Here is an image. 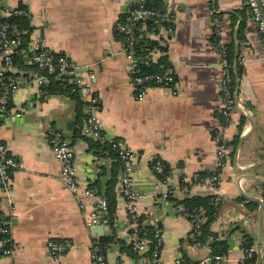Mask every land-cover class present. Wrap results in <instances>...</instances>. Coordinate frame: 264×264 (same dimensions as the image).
Instances as JSON below:
<instances>
[{
    "label": "crops",
    "instance_id": "crops-1",
    "mask_svg": "<svg viewBox=\"0 0 264 264\" xmlns=\"http://www.w3.org/2000/svg\"><path fill=\"white\" fill-rule=\"evenodd\" d=\"M160 1L165 16L156 30L146 29V18L137 20L134 29L137 42L152 39L159 47L140 52L138 57L150 56L155 61L167 55L173 82L147 84L142 99L137 98L139 86L132 82L126 41L115 28L141 0H1L0 10L23 4L34 28L32 50L38 42L63 52L78 68H84L79 71L83 78L93 74L91 90L97 98L103 132L123 139L134 153L137 213L160 230L164 264H176L179 257L196 264L211 253L207 243H193L190 220L164 197L168 187L177 188L173 196L178 199L208 193L223 198L210 225L229 244L228 254L218 264H241L243 233L254 238L251 248L256 264L258 228L260 264H264V40L245 0ZM258 3L264 17V0ZM139 22L143 24L139 26ZM241 24V40L248 44L238 62ZM218 39L227 48L232 45L235 54L231 64L233 108L228 115L223 114L224 72ZM18 76L20 88L10 95V114L0 116V141L22 163L12 174V202L1 208L12 220L14 248L9 256L0 257V264H99L91 256V246L112 232L111 224L101 234L91 230L99 225H86L94 197L65 188L49 130L58 131L71 144L80 191L98 180L93 188L102 195L112 159L97 156L80 134L85 106L78 118L75 99L68 94H51L35 103L36 85L25 73ZM234 136L238 142L233 149L226 143ZM220 141L228 155L222 165L217 158ZM157 160L171 167L165 182L152 166ZM199 171L212 174L192 183ZM213 175L216 180H211ZM181 181L190 183L186 192L179 190ZM115 192V240L105 251L104 264H139V258L126 247L125 200L116 186ZM252 202L255 208L250 207ZM50 239H68L72 246L53 256L47 248Z\"/></svg>",
    "mask_w": 264,
    "mask_h": 264
},
{
    "label": "built area",
    "instance_id": "built-area-1",
    "mask_svg": "<svg viewBox=\"0 0 264 264\" xmlns=\"http://www.w3.org/2000/svg\"><path fill=\"white\" fill-rule=\"evenodd\" d=\"M252 13V20L259 29L261 36L264 40V17L260 11L258 0H245ZM145 0H141V4L126 12L123 19H120L116 24V29L120 32L126 41L125 56L130 62L131 78L132 82L139 86L137 92V98L142 99L147 89V82L153 80L156 84L166 85L173 82V76L167 70L160 74H143L141 73L140 64H148L151 61L150 56H144L143 59H139V54L136 50L137 35L135 34V23L141 18H152L155 24H159L161 19L164 18L165 13L158 9H153L145 5ZM0 15H22L29 16V11L23 7H7L0 10ZM217 31L220 27L217 25ZM16 30H9L6 24L0 22V116L8 117L10 110L7 109L5 101L8 95L15 94L19 88V76L14 75L15 65L13 60V54L16 51V47L19 43L18 38L15 36ZM247 40L240 41V51L238 53V62H241L244 58L245 47L247 46ZM218 47L221 53L220 66L223 69L224 77L222 80V100H223V114L228 115L233 108L232 102V90H231V63L228 59L227 46L218 39ZM33 55L27 58V62L35 63V67L30 70H25L23 73L30 77V80L36 85V96L34 102L37 103L40 100H44L48 97L47 91L43 88L48 80V73L57 72V77L63 75L71 76V80L80 89V94L86 95L85 103V120L81 128V133L84 137H88L92 140L99 141L100 143H110L112 148L117 153L121 160V168L118 172V178L116 187L125 200V207L127 211V238L126 242L131 246L132 250L136 253H142L150 248V239L140 235L138 231V217L136 209V200L139 197L138 192L134 188V176H133V160L134 153L127 146L126 142L121 138L111 137L106 135L102 129V118L97 112V98L91 90V77L93 74H88L83 78L82 74L77 71L78 66L70 60L64 53L56 54L54 50L43 47L42 44L35 42L33 45ZM11 73V74H8ZM83 96V95H82ZM15 115H20L16 112ZM49 139L52 145V150L55 157L60 161L62 166L61 178L65 188H67L73 194L82 192L90 197H94L93 212L91 216L87 218L86 225H110V217L108 214L107 200L103 195L97 194L94 188L85 187L80 191L79 180L76 177V169L74 165V153L71 144L55 130H49ZM217 158L218 165H222L227 158L226 147L222 141L218 142ZM22 167L21 161L13 157L9 151L7 145L0 141V257L9 256L13 252L14 242L12 240L11 228L12 220L10 216H7L5 210H2L3 205L10 206L13 198V181L12 174L15 170ZM153 168L155 172L163 171V163L157 160ZM211 180H216L217 177L213 175ZM179 190L186 192L187 186L179 187ZM177 188H170L165 191L164 197L168 198L170 194L174 195ZM83 203H81L82 205ZM178 211L184 214L191 222L192 226L197 227L203 220L200 212H185L183 206L178 207ZM156 244L154 245L152 256L149 258L140 257L138 263L145 264L149 262L151 264H164L160 256L161 245V232L159 229H155ZM72 246V243L68 239H50L47 241V248L53 256H58L64 253ZM97 244L91 246V256L99 264H104L103 255L97 251ZM254 253L253 248L243 247V258L241 264H246L245 260L252 257ZM223 255L210 253L207 257L200 259L196 264H207L208 261L218 264ZM176 264H188L183 259L176 258Z\"/></svg>",
    "mask_w": 264,
    "mask_h": 264
},
{
    "label": "trees",
    "instance_id": "trees-1",
    "mask_svg": "<svg viewBox=\"0 0 264 264\" xmlns=\"http://www.w3.org/2000/svg\"><path fill=\"white\" fill-rule=\"evenodd\" d=\"M1 1V0H0ZM163 3L160 0H146L145 5L147 7L163 10ZM24 6L21 4L18 7ZM248 6V5H247ZM0 22L3 24H6L8 26L9 30H16L17 34L15 35L19 43L16 47V51L13 54V60L15 69L17 71H13L14 75H18L19 72H23L25 70H30L34 68L36 65L35 63H28L27 58L33 55L32 50V40H31V34L33 32V26L31 24L30 18L27 16L22 15H9V16H3L0 15ZM143 22H139V26L142 25ZM144 24L146 26V29L148 31H154L156 30V24L153 22V19L148 17L144 19ZM243 24H241L239 29V36L238 39L241 40L243 36H241ZM136 30L138 31L137 25ZM44 47V46H43ZM155 47H159L156 43V41L152 39H139L136 45V50L138 53L143 52L145 53L149 49H153ZM228 59L231 64H233L234 61V49L233 46L230 45L228 48ZM63 52L56 51V54H61ZM170 67V62L168 60L167 55H161L158 57L155 61H150L148 64H140L141 73L143 74H160L167 70V68ZM242 65L238 63V73L241 71ZM11 74V73H8ZM57 72L55 73H48L47 74V82L44 84L43 88L47 91L48 96L51 94H68L72 98L75 99L76 102V110L78 113V118L83 116L82 108L85 106L86 100L83 99L82 95L80 94V89L78 86L71 80V76L69 75H63L61 77H57ZM147 84H154L153 80L147 82ZM234 91V80L231 83V90ZM6 107L10 108V95L6 98L5 101ZM7 108V109H8ZM243 120V119H242ZM242 123V122H241ZM240 129V127H239ZM80 134H81V128H80ZM88 141L89 148L91 150H94L95 154L97 156H108L112 159V168H111V175L106 183V188L104 193L102 195L106 198L107 204H108V214L110 217V224H111V230L112 232L107 235L100 237L98 240V246L97 251L101 253L104 257L105 251L107 248L111 245L112 242L115 240V234H114V218H115V208H116V192H115V186L117 183L118 178V172L122 166L121 160L118 157L115 150L112 148L110 143H100L99 141L92 140L88 137H85ZM238 142V136H234V138L231 140V142L226 143V145H232V148L234 149L236 144ZM232 154V152H231ZM163 163V171L157 172V176L159 180L165 182L167 175L171 171V167L168 163ZM154 165V162L152 163V166ZM212 172H206V171H199L195 177L192 179V183L200 181L201 178H205L209 175H211ZM96 185H99L98 180L92 184V188ZM189 186V182L181 181L180 186ZM100 193V192H98ZM168 199L173 201L175 204V207L183 206L185 209V212H200L201 216L204 217V220L197 226H193L192 233H193V243L196 244H208L211 249V253L213 254H219L226 256L228 254L229 250V244L228 241L219 238L216 233H214L211 230V223L214 219H216L217 215L219 214L221 205L224 203V200L221 196L215 193H208V194H201V195H191L186 194L181 199H178L174 197L172 194L168 196ZM251 208L256 207V203L252 202L250 205ZM145 215H138L136 218L138 222V231L140 235L150 239V248L142 253H136L132 250L131 246L126 244L127 249L129 250V254H131L134 258H140L146 256V258H149L152 256V251L154 248V245L156 244V237L155 234V227L152 224L146 223ZM119 242L121 243V240L119 239ZM254 243V238L250 235H247L246 233H243V242L242 246L244 248H250ZM256 261V254L253 253L252 257H249L245 260L246 264H255Z\"/></svg>",
    "mask_w": 264,
    "mask_h": 264
},
{
    "label": "water",
    "instance_id": "water-1",
    "mask_svg": "<svg viewBox=\"0 0 264 264\" xmlns=\"http://www.w3.org/2000/svg\"><path fill=\"white\" fill-rule=\"evenodd\" d=\"M85 70L84 68H77V71H82ZM91 230H93L94 232H97L98 234H101L103 231V226L99 225V226H93L91 228ZM260 229L258 228V233L256 235V239H257V263L256 264H260V260H261V256H260V250H261V238H260Z\"/></svg>",
    "mask_w": 264,
    "mask_h": 264
}]
</instances>
